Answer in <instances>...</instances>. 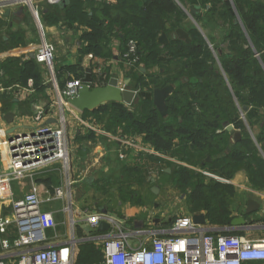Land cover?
Here are the masks:
<instances>
[{"label":"crops","instance_id":"0c3cea01","mask_svg":"<svg viewBox=\"0 0 264 264\" xmlns=\"http://www.w3.org/2000/svg\"><path fill=\"white\" fill-rule=\"evenodd\" d=\"M55 1H41L38 13L44 38L54 44L56 49L53 65L57 90L60 91L69 78L75 77L74 74L60 70L65 66L76 65L79 58L85 68L89 66L92 58H88V54L81 57L79 53V47L82 44L80 34L84 27L78 23L64 22L61 19L62 12L55 7ZM79 1L86 11L99 4L93 1L92 3ZM105 1L110 5H119V0ZM176 1L186 13L184 23L180 27L187 32L190 27H195L211 48L214 46L227 52L225 38L230 30L229 23L209 22L205 17L202 0ZM190 5L200 6L197 15L188 14ZM21 8H11L8 15H5L6 10L0 13V19L2 18L7 24L2 28L0 34V44L4 43L5 45L4 48H0V63L8 57H17L21 61L30 59L27 54L21 53L20 48L28 44L39 43L38 28L30 11L27 8L22 10ZM47 11L50 14L59 15L60 20L57 24L48 25L46 23ZM24 17H30L32 20L38 33V41L33 39L28 23L23 20ZM18 30L23 32L24 45L16 47L13 45V48H10L13 39L9 36ZM5 31L9 35H5ZM118 33L117 36H112L110 39L108 46L111 56L103 63V66L109 77H116L119 83L129 80L126 87L136 91L133 103L128 106L138 103L141 99H151L152 89L160 84H171L175 90L180 83L196 81L195 77L185 73L190 61L187 57L175 58L168 65L148 68L143 64L136 66L127 63L120 50V38L122 37L120 35L123 32L119 31ZM170 36L173 37V31L168 35V38ZM77 40H80L79 45L76 44ZM11 53L15 54L12 56ZM214 55L217 56L216 51ZM216 61L219 63L218 56ZM37 66L44 86L42 89H35L32 79H28L25 86L18 85L16 82L0 81L2 87L5 88L6 85L8 88L5 91H0V128L7 129L11 125H23L26 126L24 129H28V127L38 126L40 122L34 118L35 112L38 110L47 111V114H44L42 118L44 123L48 119L59 118L62 113L67 121L70 162L68 166L54 163L34 172L31 176L20 179H0V216H10L12 201L27 193L31 185H36L41 200V209L50 212L55 220V226L45 231L44 246L72 245L75 258L81 242L92 241L102 251L103 240L110 235V232L115 234V230L112 232L111 227L107 231H99L98 224L93 226L88 222L87 217L91 214L102 213L100 211L102 208H105L107 214L120 223L122 229L134 234L130 238L131 244H136L139 240L152 234L167 235L171 229L173 217L184 215L191 218L193 213L205 214V211L192 212L189 209L187 192L183 191L175 182V170L178 166H184L199 173L205 170L200 165V156L194 154L190 148L183 152L174 151L173 153L156 151L143 140L141 135L126 136L118 128H105L106 116L101 113L98 114L102 115V120L99 121L91 114H84L71 105L60 104L57 90L48 81L47 68L42 64H37ZM141 68L145 70L141 71ZM1 75L2 70H0ZM23 88L29 90L25 91ZM246 106L247 110L245 111L240 106V115L246 127L245 132L255 142L264 158L263 142L256 141L257 135L264 128V107L257 109L251 105ZM7 112L14 113L12 124L6 123L4 119ZM89 133H92V139L85 138ZM241 135L243 137V131H241ZM119 138L132 140V144L125 145ZM232 144L229 135L227 147H231ZM120 154L123 156L120 157ZM1 159L0 153V171ZM202 175L204 174L202 173ZM204 176L206 179L209 178V176ZM221 182L231 185L233 190L231 195L226 196L227 209L231 218L243 214L248 198L256 201L260 208L250 215L252 221L247 223V228L239 227L228 230L226 227L229 224L211 225L206 218L204 225H196L195 233L204 232L215 236L223 234L248 235L253 239L264 238V188H256L250 182L244 168H237L231 178ZM58 187L62 189L63 196L54 197V190ZM154 187H157L156 191L152 190ZM16 234L15 225L10 224L7 233L0 234V241L2 238L10 240ZM8 258V256L3 257L4 260ZM246 264L259 263L251 261Z\"/></svg>","mask_w":264,"mask_h":264},{"label":"trees","instance_id":"16d2710c","mask_svg":"<svg viewBox=\"0 0 264 264\" xmlns=\"http://www.w3.org/2000/svg\"><path fill=\"white\" fill-rule=\"evenodd\" d=\"M83 1L92 3L91 0ZM57 2L55 7L62 12L64 22L84 27L80 34L82 44L79 53L81 57L86 54L92 56L89 67L94 86L103 85L110 78L103 63L111 56L110 39L119 31L123 32L120 38L122 55L127 40L133 39L140 54L139 64L148 68L168 65L175 58L187 57L190 61L185 73L196 78L194 82L180 83L173 90L166 101V116L160 115L151 99L146 98L132 106L108 102L93 111H84V114H91L99 121L102 115L98 114L105 115V128H118L126 136L141 135L159 152H183L190 148L201 157L203 169L223 179L231 178L237 168H244L250 182L256 188H264V158L245 132V122L240 115V106L264 107V0H202L209 22L230 25L225 38L227 52L214 46L211 48L195 27L188 29L189 42L170 36L167 44L157 43L162 31L170 35L184 23L186 13L176 0H123L118 2L119 5L101 0L89 11L79 0H67L62 7ZM59 20V15L46 12L48 25L57 24ZM4 26L7 24L1 18L0 34ZM5 35L9 33L5 31ZM22 36L21 30L12 32L10 48L22 46ZM4 47V43L0 44V48ZM37 64L33 58L21 61L17 57H8L0 63V81L25 86L28 79H32L33 87L42 89L44 86ZM97 65L103 67L100 74L95 71ZM60 71L80 77L84 73L81 58L76 65L65 66ZM226 123L244 132L241 140L231 147H227L229 134L224 130ZM85 138L92 139V133ZM256 141L264 142V128ZM175 174V182L187 192L192 212L205 211L211 225L229 224L231 217L226 196L232 194L231 185L212 177L206 179L202 173L184 166H178ZM102 261V251L92 241L79 244L75 264H100Z\"/></svg>","mask_w":264,"mask_h":264},{"label":"built area","instance_id":"2783aa9c","mask_svg":"<svg viewBox=\"0 0 264 264\" xmlns=\"http://www.w3.org/2000/svg\"><path fill=\"white\" fill-rule=\"evenodd\" d=\"M41 1L43 0H0V13L16 7H25L30 11L37 25L40 40L36 45L22 46L20 51L25 55H28L30 51L34 52L35 62L47 68L48 81L57 90L53 65L55 46L46 41L42 33L38 13ZM91 1L100 3L101 0ZM14 54L11 53L12 56ZM87 56L92 58L91 54ZM122 56L128 59L125 61L129 64H139L140 54L135 40H127ZM95 71L100 74L103 67L97 65ZM81 79L82 77H71L60 91L57 90L60 104L69 105L64 95L75 94L81 85ZM7 89L0 84V91ZM17 93L19 94L18 91ZM44 114H47V111L35 112L34 118L40 124L32 129H23L7 135L6 129L0 128L2 155L0 179L10 180L31 176L34 172L54 163L69 165L70 141L67 121L61 113L55 123L44 124L42 122ZM119 139L125 145L132 144V140ZM122 156L120 154V157ZM202 173L225 180L206 170H202ZM61 196H63L62 189L55 188L54 197ZM87 220L93 226L100 220H106L110 223L111 231L115 230V234L110 232V235L102 242L103 261L100 264H246L251 261L264 264V238L195 233L196 225L192 223L190 217L184 215L174 217L167 235L152 234L136 244L130 242L134 234L122 229L120 223L110 214H91ZM10 224L15 225L17 234L10 240L1 239L0 264H75L72 245L44 246L45 231L55 226V220L50 212L41 209L36 185H31L27 193L12 201L10 216H0L1 235L7 233ZM5 256L9 258L4 260Z\"/></svg>","mask_w":264,"mask_h":264},{"label":"water","instance_id":"95a60500","mask_svg":"<svg viewBox=\"0 0 264 264\" xmlns=\"http://www.w3.org/2000/svg\"><path fill=\"white\" fill-rule=\"evenodd\" d=\"M67 0H59L57 4L59 6H64ZM200 10V6L198 5H190L188 7V14L189 15H196ZM10 9L5 11V15H8ZM169 28V25L166 26ZM122 36V35H120ZM173 37H178L183 39L186 42L190 41V37L187 31L183 28L178 27L173 32ZM157 43L159 45H165L169 42L168 35L165 31H162L159 36L157 37ZM76 44H80V40L76 41ZM28 56L32 59L34 58V52L30 51ZM144 68H141V71H144ZM91 68L86 66L84 68V74L81 79V85L78 88L77 92L71 96L64 95V99L67 101L69 105L74 107L80 112L84 111H93L98 107L108 103V102H115L121 103L125 106L131 105L135 99L136 91L130 88H127L129 80H125L123 83H119L116 77H110L107 82L103 85L94 86L93 85V77L91 73ZM173 86L171 84H166L162 87H155L152 89L151 93V101L153 106L157 109V111L162 116H166L167 114V99L173 92ZM242 109L245 111L247 110V106H242ZM13 112H7L4 115V119L6 123L12 124L13 123ZM56 122V119H48L44 124ZM43 125V124H42ZM26 126L23 125H11L5 131L7 135L16 133L18 130H23ZM32 129L33 127H28ZM224 130L230 135L231 141L236 143L241 140L242 135L241 131L235 129L231 124H224ZM264 145V142L262 143ZM207 161H210L209 157H206ZM219 180V179H218ZM224 181V180H221ZM153 191L157 190V187L152 189ZM260 208L259 204L254 201L253 199L248 198L246 200V205L243 210V214L239 216H234L231 218L229 225L226 227L228 230L235 229V228H247V223L252 221L250 215L257 211ZM102 213L106 214L107 210L102 208L100 210ZM191 221L195 225H204L206 223V216L203 213H193L191 215ZM110 228V223L106 220H100L97 229L99 231H107Z\"/></svg>","mask_w":264,"mask_h":264},{"label":"rangeland","instance_id":"374dc122","mask_svg":"<svg viewBox=\"0 0 264 264\" xmlns=\"http://www.w3.org/2000/svg\"><path fill=\"white\" fill-rule=\"evenodd\" d=\"M23 20H25V21L28 23L29 31H30V33H32V35H33V39H34L35 41H38V33H37V31H36V28H35V26H34L32 20L30 19V17H28V18H25V17H24ZM35 31H36V32H35ZM36 34H37V37H36ZM55 51H56V49H55ZM54 55H55V53H54ZM177 214H178V213H177ZM173 218H174V217H173Z\"/></svg>","mask_w":264,"mask_h":264},{"label":"flooded vegetation","instance_id":"af4514ba","mask_svg":"<svg viewBox=\"0 0 264 264\" xmlns=\"http://www.w3.org/2000/svg\"><path fill=\"white\" fill-rule=\"evenodd\" d=\"M252 215V214H251Z\"/></svg>","mask_w":264,"mask_h":264}]
</instances>
